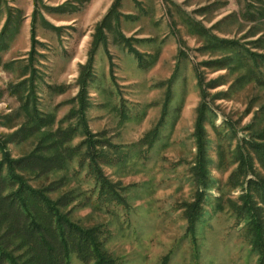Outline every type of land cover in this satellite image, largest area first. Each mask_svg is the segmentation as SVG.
<instances>
[{"label":"rangeland","instance_id":"1","mask_svg":"<svg viewBox=\"0 0 264 264\" xmlns=\"http://www.w3.org/2000/svg\"><path fill=\"white\" fill-rule=\"evenodd\" d=\"M35 1L0 0V33L9 7L22 10L25 18L9 40L8 51L0 53L3 62L16 61L10 69L0 68V114L18 107L7 88L22 79L24 64L18 60L26 59L31 50ZM42 1L58 6L68 0ZM115 1L74 3L78 10L60 15L44 11L48 22L65 28L56 32L41 22L37 27V39L46 45L38 46L46 57L40 58L42 65L37 66L42 76L37 94L41 109L55 114L57 122L72 107H78L69 101L79 94L81 74L88 72L94 57L86 121L90 131L99 135L96 139L107 143L92 155L97 159L96 154L104 152L105 158L97 160L105 174L120 183L125 199L119 204L99 203L89 161L81 167V158H76L66 172L69 187L90 199L88 206L73 213V220L87 228L101 226L105 249L119 264H264V242L256 248L250 226L232 210L242 189L228 184L235 168L232 153L249 133L246 129L254 123L264 129V86L258 83L264 79V68L257 67L254 72L248 55H264V20H255L254 15L260 3L121 0L119 17L112 19V28H103L102 39L97 41L98 29ZM252 15L255 21H250ZM259 30L263 33L254 36ZM122 37L130 41L139 58ZM215 38L239 43L248 59L216 46ZM227 58V63L233 62L227 68L212 66ZM255 75L260 79L255 80ZM241 77H246L245 83L237 82ZM201 78L209 107L205 127L207 187L202 218L191 227L189 205L202 189L195 175ZM60 86L65 92H58ZM78 122V118L66 120L63 127L78 126ZM14 130L0 128L2 133ZM83 133L79 126L72 146L86 139ZM31 147L23 143L10 145V150L13 158H18ZM102 158H107L105 165ZM257 169L264 174L258 164ZM71 264L84 263L73 254Z\"/></svg>","mask_w":264,"mask_h":264},{"label":"trees","instance_id":"2","mask_svg":"<svg viewBox=\"0 0 264 264\" xmlns=\"http://www.w3.org/2000/svg\"><path fill=\"white\" fill-rule=\"evenodd\" d=\"M86 1L88 0H68L58 6L46 5L42 0L35 1L31 24V50L26 59L18 60L19 64H24L22 79L17 83H10L7 88L8 94L17 100L18 107L11 113L0 114V128L15 129L11 133L0 132V264H71L73 254L84 264H119L105 249L104 231L101 226L87 228L73 220V213L88 206L90 198L84 199L82 191L70 188L66 176L69 166L76 158H81V167L88 160L90 177L94 180L95 190H98L99 203L119 204L125 200L120 192V183L112 181L97 160L100 157L105 158L104 152L97 153V159L92 155L98 148L103 150L107 143L96 139L99 135L90 131L86 121V113L91 107L88 84L92 76L89 71L94 69V57L90 59L88 72L84 74L83 70L81 74L79 94L69 101L78 107H72L62 120L57 122L55 114H47L41 109L37 94L39 81L42 80L37 66L42 65L39 59L46 57L45 53L38 51V46H46L37 39L38 24L41 22L44 28L56 32L65 28L48 22L43 12L66 14L79 9L74 3ZM256 2L260 3L261 7L254 14L255 20L262 21L264 0ZM120 6L121 0H116L98 29L97 41L102 39L100 34L103 28H112V19L119 17ZM250 18V21H255L253 15ZM24 19L22 10L16 7L7 9V21L0 33V53L8 51L9 40L18 33ZM261 33L263 30L257 31L254 36ZM123 39L128 43V49L139 58L140 54L129 44L130 41L125 37ZM215 41L216 43L212 42L216 46L230 48L248 59L245 53L243 54V49H239V43H227L216 38ZM248 55L253 68H256L254 72H257V67L264 68V55ZM229 59L216 60L212 66L225 69L228 64L233 63H227ZM15 62H3L0 55V68L10 69ZM259 79L255 77V80ZM245 80L246 77H241L237 82L245 83ZM247 82L251 83V80ZM258 83L264 86L263 77ZM49 87L56 89L52 85ZM200 89L203 102L197 111L196 139L199 151L195 175L202 189L195 202L189 205L191 211L187 213L191 227L202 218L207 187L204 182L207 172L205 127L209 120V107L202 78ZM57 90L59 93L65 92L61 86L57 87ZM74 118H78V126L63 127L66 120ZM79 126L83 127V136L86 139L72 146V141L79 133ZM247 130L249 133L240 139L232 153L231 164L235 168L228 178V184L233 189H242L239 202L233 203L232 210L239 220L246 221L250 226L255 247L258 248L263 246L264 242V207L258 204L264 205V174L257 169V164L264 168V129H258L254 123ZM235 132L238 134L236 130ZM23 143H29L32 149L24 156L13 158L10 145ZM87 156L89 159H86ZM103 158L100 160L105 165L107 158L104 161Z\"/></svg>","mask_w":264,"mask_h":264}]
</instances>
